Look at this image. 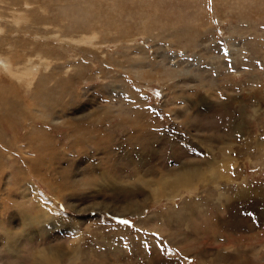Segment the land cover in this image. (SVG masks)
<instances>
[{
  "label": "rangeland",
  "instance_id": "1",
  "mask_svg": "<svg viewBox=\"0 0 264 264\" xmlns=\"http://www.w3.org/2000/svg\"><path fill=\"white\" fill-rule=\"evenodd\" d=\"M0 264H264V0H0Z\"/></svg>",
  "mask_w": 264,
  "mask_h": 264
},
{
  "label": "bare ground",
  "instance_id": "2",
  "mask_svg": "<svg viewBox=\"0 0 264 264\" xmlns=\"http://www.w3.org/2000/svg\"><path fill=\"white\" fill-rule=\"evenodd\" d=\"M30 70H32V69H30ZM28 73H29V70H28ZM23 75V74H22ZM26 77V76H25ZM27 77H29V75L27 76ZM26 79V78H25ZM181 180V179H180ZM179 183H180V181H179ZM180 185V184H179Z\"/></svg>",
  "mask_w": 264,
  "mask_h": 264
},
{
  "label": "snow or ice",
  "instance_id": "3",
  "mask_svg": "<svg viewBox=\"0 0 264 264\" xmlns=\"http://www.w3.org/2000/svg\"><path fill=\"white\" fill-rule=\"evenodd\" d=\"M123 223L127 224V223H128V221H123Z\"/></svg>",
  "mask_w": 264,
  "mask_h": 264
}]
</instances>
